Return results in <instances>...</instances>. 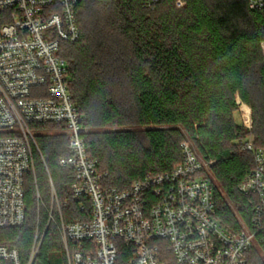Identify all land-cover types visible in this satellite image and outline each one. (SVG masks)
<instances>
[{
  "label": "trees",
  "instance_id": "trees-1",
  "mask_svg": "<svg viewBox=\"0 0 264 264\" xmlns=\"http://www.w3.org/2000/svg\"><path fill=\"white\" fill-rule=\"evenodd\" d=\"M77 17L80 39L66 44L63 55L71 95L86 118L88 153L107 174L105 185L127 190L170 172L188 136L210 164L217 219L230 231L251 226L254 198L239 187L256 166L243 142L252 133L264 148V9L251 10L247 0H82ZM4 23L0 15V28ZM242 107L252 112L251 131L235 119ZM35 128L58 199L66 203L64 219H86L72 194L75 174L59 165L69 155L67 135L55 124ZM138 128H145L143 140ZM37 188L49 206L40 161L37 180L27 185L25 226L0 231V244L18 249L23 264L34 244ZM126 259L122 248L118 264ZM249 262L264 264V231ZM34 264H67L54 225Z\"/></svg>",
  "mask_w": 264,
  "mask_h": 264
},
{
  "label": "built area",
  "instance_id": "built-area-1",
  "mask_svg": "<svg viewBox=\"0 0 264 264\" xmlns=\"http://www.w3.org/2000/svg\"><path fill=\"white\" fill-rule=\"evenodd\" d=\"M247 1L251 10L264 9V0ZM81 2L0 0L5 19L0 28V231L25 226L27 185L37 180L40 161L51 203L45 204L37 188L39 215L26 264L35 263L50 225L60 235L67 264H118L122 248L125 264H250L256 237L264 231V148L255 146L252 133L243 149L256 166L239 190L254 198L253 216L251 226L239 231L217 219L216 189L206 175L210 164L189 141L182 143L183 159L170 172L147 176L127 190L105 185L107 174L88 153L86 118L71 95L63 55L66 44L80 39ZM240 111L251 131V110ZM46 124L67 135L69 155L59 165L74 172L73 198L86 219H64L66 203L58 199L35 128ZM0 264H23L19 250L0 244Z\"/></svg>",
  "mask_w": 264,
  "mask_h": 264
},
{
  "label": "rangeland",
  "instance_id": "rangeland-1",
  "mask_svg": "<svg viewBox=\"0 0 264 264\" xmlns=\"http://www.w3.org/2000/svg\"><path fill=\"white\" fill-rule=\"evenodd\" d=\"M235 119H236V121L238 123L243 124V125H244V123L246 121V119H245L244 115H242L241 111L239 113H236ZM112 130L114 131V130H117V129H112ZM144 131H145V128H138L137 129V133L139 135V138H141L142 140H143ZM185 140H187V141H189L190 143L193 144L192 140L188 136L185 137ZM209 173H210V171H209Z\"/></svg>",
  "mask_w": 264,
  "mask_h": 264
}]
</instances>
